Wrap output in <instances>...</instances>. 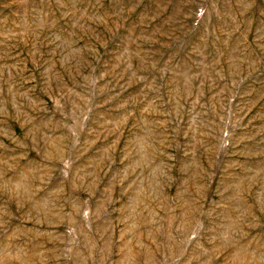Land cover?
Returning a JSON list of instances; mask_svg holds the SVG:
<instances>
[{"label":"rangeland","instance_id":"374dc122","mask_svg":"<svg viewBox=\"0 0 264 264\" xmlns=\"http://www.w3.org/2000/svg\"><path fill=\"white\" fill-rule=\"evenodd\" d=\"M0 264H264V0H0Z\"/></svg>","mask_w":264,"mask_h":264}]
</instances>
